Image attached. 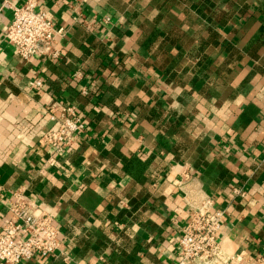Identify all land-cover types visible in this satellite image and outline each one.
I'll list each match as a JSON object with an SVG mask.
<instances>
[{"label":"crops","instance_id":"0c3cea01","mask_svg":"<svg viewBox=\"0 0 264 264\" xmlns=\"http://www.w3.org/2000/svg\"><path fill=\"white\" fill-rule=\"evenodd\" d=\"M37 1L57 58L15 53L24 0H0V232L20 189L61 235L19 264H177L206 199L218 252L192 264H264V0ZM53 104L86 124L60 155Z\"/></svg>","mask_w":264,"mask_h":264},{"label":"built area","instance_id":"2783aa9c","mask_svg":"<svg viewBox=\"0 0 264 264\" xmlns=\"http://www.w3.org/2000/svg\"><path fill=\"white\" fill-rule=\"evenodd\" d=\"M12 17L3 33V39L24 60L34 56L57 58L56 40L63 34L56 28L48 13L37 0H24L11 5ZM109 20V17L104 19ZM36 86L41 82L36 81ZM50 119L55 127L42 135L43 142L53 155L69 151L76 135L85 131V121L74 106L53 104ZM209 199L190 214L182 226L176 245L177 264L209 261L217 256V234L221 213L211 211ZM9 220L0 232V262L25 263L34 257H50L60 245L61 231L53 224L50 214L35 200L18 189L12 192L8 203Z\"/></svg>","mask_w":264,"mask_h":264}]
</instances>
